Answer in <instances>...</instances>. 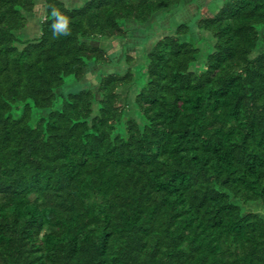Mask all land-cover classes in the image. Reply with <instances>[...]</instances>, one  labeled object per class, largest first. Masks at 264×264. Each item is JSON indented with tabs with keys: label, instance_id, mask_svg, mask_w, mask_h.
Wrapping results in <instances>:
<instances>
[{
	"label": "trees",
	"instance_id": "trees-1",
	"mask_svg": "<svg viewBox=\"0 0 264 264\" xmlns=\"http://www.w3.org/2000/svg\"><path fill=\"white\" fill-rule=\"evenodd\" d=\"M183 2L0 0V264H264V0Z\"/></svg>",
	"mask_w": 264,
	"mask_h": 264
},
{
	"label": "rangeland",
	"instance_id": "rangeland-1",
	"mask_svg": "<svg viewBox=\"0 0 264 264\" xmlns=\"http://www.w3.org/2000/svg\"><path fill=\"white\" fill-rule=\"evenodd\" d=\"M63 1L69 7L79 5L77 0ZM223 2L224 0H184L181 6L172 7L168 11H160L156 13L155 17L150 23L146 25H139V27L142 29L141 36L144 35L145 38H147L149 37L148 35H152L153 32H156V34L154 33L153 36L156 37L157 35H159V33L157 34V31H170L171 29H175L181 23H187L189 25H192L196 23L199 17L210 16L211 14H213V12H215V10L218 9L219 6L223 4ZM40 9L41 8H38L37 16L33 18V21L35 23L31 24L28 28L29 32L36 33L38 30V25L36 22L38 21V19L43 18V14H41ZM202 36L203 39H206L205 41H210L209 36L204 33L202 34L200 32H197L195 37L201 38ZM128 41L133 42V45H129L128 47H126V50L136 55V57L139 59L142 53L140 41L138 39L136 40L135 38H128ZM148 41L146 42L147 48L150 47V42L152 41V38ZM201 45L205 46L204 42L201 43ZM105 46L109 49L113 61L111 59L107 62V64L102 65L100 67H95L94 69H91V72L86 74L85 81H90L91 85H96L95 76L99 70H103L105 72L113 69H119L121 67V64L119 65V62L121 61L120 58L122 57V51L124 50L123 46L120 45L118 40H114L111 42L107 41Z\"/></svg>",
	"mask_w": 264,
	"mask_h": 264
},
{
	"label": "clouds",
	"instance_id": "clouds-1",
	"mask_svg": "<svg viewBox=\"0 0 264 264\" xmlns=\"http://www.w3.org/2000/svg\"><path fill=\"white\" fill-rule=\"evenodd\" d=\"M53 15H56V12H53ZM53 36L59 37L60 35H68L70 34L68 28V21L64 17H60L57 23H54L52 26Z\"/></svg>",
	"mask_w": 264,
	"mask_h": 264
},
{
	"label": "crops",
	"instance_id": "crops-1",
	"mask_svg": "<svg viewBox=\"0 0 264 264\" xmlns=\"http://www.w3.org/2000/svg\"><path fill=\"white\" fill-rule=\"evenodd\" d=\"M63 1V0H62ZM76 1V0H75ZM39 6L41 7V9H40V12H41V14H42V12H43V7H44V4H43V2H44V0H39ZM77 2L79 3V4H82L83 2H84V0H77ZM66 4V3H65Z\"/></svg>",
	"mask_w": 264,
	"mask_h": 264
},
{
	"label": "water",
	"instance_id": "water-1",
	"mask_svg": "<svg viewBox=\"0 0 264 264\" xmlns=\"http://www.w3.org/2000/svg\"><path fill=\"white\" fill-rule=\"evenodd\" d=\"M256 211L264 215V207L262 205H258Z\"/></svg>",
	"mask_w": 264,
	"mask_h": 264
}]
</instances>
